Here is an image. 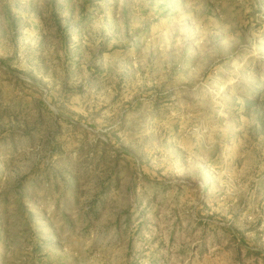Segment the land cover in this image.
I'll return each instance as SVG.
<instances>
[{
  "label": "rangeland",
  "instance_id": "obj_1",
  "mask_svg": "<svg viewBox=\"0 0 264 264\" xmlns=\"http://www.w3.org/2000/svg\"><path fill=\"white\" fill-rule=\"evenodd\" d=\"M0 264H264V0H0Z\"/></svg>",
  "mask_w": 264,
  "mask_h": 264
}]
</instances>
